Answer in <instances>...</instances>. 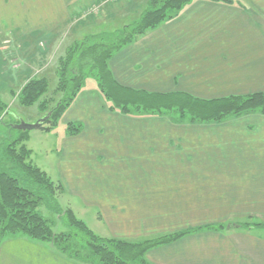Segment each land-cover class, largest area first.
<instances>
[{
	"label": "crops",
	"instance_id": "obj_1",
	"mask_svg": "<svg viewBox=\"0 0 264 264\" xmlns=\"http://www.w3.org/2000/svg\"><path fill=\"white\" fill-rule=\"evenodd\" d=\"M118 2L112 11L126 7L130 16L102 11ZM8 3L18 7L0 17L4 39L35 33L36 39L50 38L46 51L35 48L43 56L63 46L66 33L67 47L81 41L78 26L80 32L103 33L131 23L140 0H0ZM257 4L254 14L250 10ZM29 5L35 11H25ZM117 19L120 24H111ZM108 66L117 84L141 95L210 101L264 93V0H193L178 16L116 51ZM85 85L61 118L56 178L43 170L95 211L101 231H92L140 241L194 230L149 249L145 257L152 264H264V228L256 233L240 226L249 217L264 222V114L180 123L170 113L122 112L99 83ZM71 123H79L80 131L69 133ZM205 225L219 229L201 228ZM0 264L98 263L13 234L0 242Z\"/></svg>",
	"mask_w": 264,
	"mask_h": 264
},
{
	"label": "trees",
	"instance_id": "obj_2",
	"mask_svg": "<svg viewBox=\"0 0 264 264\" xmlns=\"http://www.w3.org/2000/svg\"><path fill=\"white\" fill-rule=\"evenodd\" d=\"M211 1L232 2V0ZM191 2L192 0H140L138 12L134 15L136 19L130 21L131 23H125L120 28L101 33L98 35V37L101 36L100 40L92 45L82 40L74 41L67 47L65 55L58 59L56 66L57 86L53 92H49L50 76L46 73L26 77L27 81H24L25 85L23 84L24 86L18 94L14 96L15 90H11V94L23 106L37 105L43 116L52 112L51 117L41 128L46 130L55 128L61 119L60 116L73 104L79 91L84 86L85 80L82 72L80 73V59L82 54H85L83 49L86 51V48L97 49L102 46L103 51L100 54L95 53L91 58V62L95 64V60L99 61L102 54L106 55L103 64L100 61L99 73L95 76L98 78L101 91L112 101L113 108L118 107L122 112L139 113V111L133 112L134 109H131L130 106L141 108L142 112L165 110L170 113L172 109H178V118L183 119L188 114L191 123H220L230 116L239 117L249 112L264 114V93L229 96L210 101L195 99L190 96H182L181 99L174 94L164 96L147 94L145 102L143 99L139 100L138 97L134 99L128 96H119L110 90L109 85H106V80H108L110 85L114 86H112L113 88L116 87V90L120 89L132 95L134 92H130V90L115 82L108 66L110 58L116 51L131 44L146 31L155 29L163 22L179 15ZM4 38L5 35L1 33L0 39L3 41ZM36 38H38V35L32 43L39 40ZM18 39L16 37L9 39V42L13 44L10 53H16L18 51L17 46H19V51L24 54L27 53L32 43L30 42L26 46L27 43H21ZM13 40L18 43L17 46ZM0 50H2L1 46ZM21 74L24 75V73ZM17 76L21 77L18 74ZM11 78L16 77L11 76ZM1 85L3 84L0 82V87ZM1 91L0 88V125L5 123L3 114L7 115L10 112L9 103L4 100ZM179 99L181 100L179 101ZM161 101H165V103ZM175 121L182 122L176 117ZM80 127L79 123H71L68 124L67 131L77 133L80 131ZM28 132L22 131L21 135L16 138L9 135L8 144L5 148L6 157L13 163L12 169L14 171L18 169L24 174L23 180L27 185L23 186L21 176H15L10 168L7 170L0 169V242L9 235L23 234L51 243L70 256L91 259L98 264H152L145 257L149 249L175 241L194 231L169 233L140 241L104 238L89 229L69 208L66 210L59 208L62 211L61 217L65 216L68 227L77 232H67L63 229L62 231L56 230L50 220L45 218L38 209L44 204L50 205L53 203L54 199L57 198V193H62L64 188L62 184H56L44 170L31 162L32 150L26 145ZM240 226L245 229L254 228L247 224H241ZM259 226L264 228V225L259 224ZM201 228L216 230L219 229V226L207 225Z\"/></svg>",
	"mask_w": 264,
	"mask_h": 264
},
{
	"label": "rangeland",
	"instance_id": "obj_3",
	"mask_svg": "<svg viewBox=\"0 0 264 264\" xmlns=\"http://www.w3.org/2000/svg\"><path fill=\"white\" fill-rule=\"evenodd\" d=\"M8 1H10V0H8ZM92 1H94V0H92ZM120 2L114 3V4L110 3L109 5L106 6V8H103L102 11H104V9H107V11H111L112 15H113L112 17H123L121 14L128 15L127 14L128 9L126 7L118 8L119 9L118 12H117V10L112 11V7H116V5H118ZM73 5H74V3L70 4V6H69V10L71 13H73V10L76 9V6H73ZM34 6L35 5H33L32 7H30V5L27 6L25 11H27V12H30L31 10L35 11ZM16 7H18V5H16L15 3H13L12 5L8 3V5L6 7L4 6V4H1L0 5V17H9L10 16L9 14L13 13V10ZM23 8L24 7H22V9ZM96 11H97V8L96 7L93 8L92 12H96ZM250 11H253L252 13H254V14L255 13L258 14L259 13L258 12V4L256 5V8L251 7ZM25 15L29 16V14H25ZM96 15H97V13H96ZM128 16H130V15H128ZM112 23L120 24L121 21L119 19H117V21H114V20L111 21V24ZM80 29H81V27L78 26L74 29V31H75V33H77V36L81 38V41L83 40L87 44L92 45L95 42L97 43L101 38V36L98 37V35L93 36V33H95L97 31L96 29H93V28H88L87 30L83 29V31H85V32H82V30L80 32L79 31ZM0 30H1V28H0ZM99 31H97L96 33H98ZM110 31H112V30H110ZM110 31H108V32H110ZM99 33L101 34V32H99ZM0 34H1V31H0ZM35 34L33 36L26 34L25 38H19V35H18V37H16V38H19L18 40H20L21 43H24V44L27 43L26 46H28V44H30V42L32 43V41L38 35V34L37 35H35ZM86 35H89V36L84 38ZM67 36H68V33L65 34L63 40L61 39L62 43L64 42L63 46H60L58 48L54 47L53 50L51 48V50L48 54L43 55L44 57L41 54H38L39 52L36 53V51H35L36 44L42 50L46 51L48 49L47 45H48V42L50 41V38H46L44 40L39 39L37 42L36 41L33 42L30 45V49L27 52L30 54H27V53L24 54L23 52L19 51V46H17L18 43H16L14 40L13 41H14V43H16V46H17L16 48L18 51L16 53H10L12 51L11 48L13 46V44L11 42H9L10 41L9 39L11 38V36H8L7 39H4L3 41H5V43H2V46L4 48H2L3 52H2V50H0V82L3 85H1L0 88L2 89V91H1L2 97L4 98V100L6 102L9 103L10 112L7 115H5V113L3 114L4 115L3 118H4L5 123L0 125V169L1 170H7L8 168H10V171L15 176H17V177L21 176V183L23 186L27 185V183L23 180L24 174L18 169H16L14 171L12 169L13 163L5 155V148L8 144V140H9L8 137L10 135V136H13L16 138V137H19L21 135L22 130H18L14 127V125L18 123L17 121H24L26 123L33 124L44 116L42 115V113L39 112V110H38L39 107L37 105L23 106L19 103V101L14 96H16L18 94L19 90L25 85L24 81L29 76H32L33 74L37 73L40 69H42V67H44L46 69L41 74L44 75L45 73H47V75L50 76V78H49L50 79L49 92H53L55 90V87L57 86L56 66L58 63V59L60 57L64 56L66 53V49H67L68 44L65 40H67V38H68ZM59 40L60 39H58L57 41H59ZM71 40H72V38H71ZM1 41L2 40L0 39V46H1ZM58 44H59V42H57V45ZM26 46H25V48H26ZM99 47H101V48H97V49L86 48L87 49L86 51H88V52H86L85 49H83V52L85 54H82V58L80 59V63H81L80 73L82 72L83 79L85 80L84 84H86L85 86H88V87H90V86L95 87L98 84V78L95 75L99 73L98 66H101L100 61H102L101 63L103 64V59L106 57L105 54L104 55L102 54V58H101L102 60L101 59L99 61L95 60V64L93 62H91V58H93L95 53L100 54V52L103 51L102 46H99ZM32 53H34V54H32ZM34 55H36V56H34ZM37 57H38V59H40L42 61L41 64L38 62ZM42 57H43V59H42ZM31 68H33V69H31ZM27 69H30V71H27L29 74H28V77L26 78L25 71ZM21 73H24V75ZM17 74L21 75V77L17 76ZM11 76H14L16 78L12 79ZM106 85H109V87L111 88L110 90L119 96H128V97H132L134 99L136 97H138L139 100L143 99V101L146 102V98H147L146 95H141V94L137 93L138 94V96H137V94H134V93L131 95V93L121 91L120 89L116 90L115 89L116 87L113 88L114 86L110 85L108 80H106ZM11 90L16 91L14 96L11 94ZM177 98L182 99L183 97L181 95H178ZM181 99H179V101ZM161 102L165 103V101H161ZM148 103H151V102H148ZM130 107H131V109H134L133 112L139 111L140 115H142V114H155L156 112H158V111H153V112L152 111L151 112H148V111L144 112L143 111L142 112L141 108H138V107L133 108L132 106H130ZM115 109H119V108L116 107ZM177 110L178 109H172V111L170 112V114H172V117L174 118L173 121L178 122V121H175V117H176V119L181 120L183 123L188 122L190 116H188V114H186L185 118L179 119L178 118V112L179 111H177ZM159 112H161L164 115L165 114L168 116L170 115L169 112H167L165 110H162V111L160 110ZM63 115H61L60 117L62 118ZM231 117H234V116H230L229 118H231ZM236 117L237 116H235L234 118H236ZM170 118H171V116H170ZM173 118H171V120ZM58 124H59V125H57L58 128L55 127L54 129H51V130L39 128V129H34V130L29 131L28 137H29V135H30V137H29V140L26 141V145L28 146V148H30L32 150V154L30 157L31 162L33 164L37 165L38 167H40L42 170L45 169L47 172H50L51 174L50 173L49 174L53 177V179L56 178V177H54L56 165H54L55 162H53V161L55 160V158L58 155V153H57L58 151H56V149L54 148V145L58 141L61 140V139H58L60 137L59 133L61 132V130L64 127V126H62L61 119L59 120ZM199 124H202V123H199ZM56 184H59V183L56 182ZM56 197L57 198L54 199L53 203H51L50 205L44 204V206H40L38 209L40 211V213L45 218L50 220L51 224L53 225V227L56 230L62 231V229H63L64 231H67V232H72V231L75 233L77 232L73 228L68 227L69 225L67 223V218L65 216L61 217V212H62L61 210H64V209L66 210L69 208V209L73 210L75 215L79 219H81L89 229H91V230H93L99 234L101 229H99L97 223H95L94 218L92 216L95 213V211L85 208L83 206L82 202L78 198L72 196L68 192H63V193L58 192ZM59 208L61 210H59ZM240 224H247L248 226H253L255 228L254 232L258 233V231H259L258 227H260L259 224L264 225V222H258L257 220L249 217V218L243 219L240 222ZM205 226H207V225H205ZM262 232H264V231H262ZM104 238H106V237H104Z\"/></svg>",
	"mask_w": 264,
	"mask_h": 264
},
{
	"label": "water",
	"instance_id": "obj_4",
	"mask_svg": "<svg viewBox=\"0 0 264 264\" xmlns=\"http://www.w3.org/2000/svg\"><path fill=\"white\" fill-rule=\"evenodd\" d=\"M52 112H49L46 116L40 118L37 122L33 124L26 123L24 121H20L18 124L14 125V127L18 130L22 131H31L34 129H39L42 125L51 117Z\"/></svg>",
	"mask_w": 264,
	"mask_h": 264
}]
</instances>
